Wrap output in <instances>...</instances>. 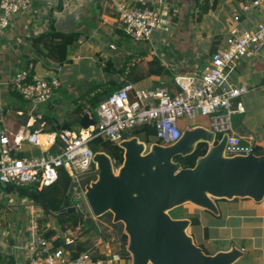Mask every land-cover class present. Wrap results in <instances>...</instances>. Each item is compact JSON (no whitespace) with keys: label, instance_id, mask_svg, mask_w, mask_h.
Listing matches in <instances>:
<instances>
[{"label":"built area","instance_id":"built-area-1","mask_svg":"<svg viewBox=\"0 0 264 264\" xmlns=\"http://www.w3.org/2000/svg\"><path fill=\"white\" fill-rule=\"evenodd\" d=\"M200 2L202 0H199ZM32 0H0V36L8 27L11 15L25 12ZM260 8L264 12V0H254L240 6L231 13V20L226 24L229 36L224 44L210 55L201 72L176 75L173 86L161 84L153 89L136 88L132 83L114 91L102 100L94 109L86 113L95 123L88 129H65L49 134L46 140L41 139L39 131L22 130L12 135L0 117V188L12 187L16 192L8 195L22 194L21 188L37 185L38 189L56 181L59 170L67 173L70 183L67 197L70 203L65 209H74L83 218L92 215L86 199L88 182L80 177L95 170L94 152L89 142L94 137L119 144L125 139L124 133L133 127L153 123L156 128V139L164 146L177 142L182 134L178 120L183 117L194 120L197 115L208 120L206 127L216 134V143L227 135L225 153L228 156L256 154L260 147L254 133L238 134L233 127L232 118L243 112V105L237 101L248 92L246 85H229L228 75L240 61L264 51V18L255 28L238 33L236 23L242 14ZM122 29L127 37L136 42H150L156 33H169L173 20L180 9L168 0H137L133 5L124 1L116 3ZM0 40V48H1ZM137 59L131 62L133 67ZM130 67V68H131ZM33 67L20 71L10 83L12 91L17 92L34 110L39 105L52 99L60 83L50 74L35 76ZM38 120L41 116L38 115ZM60 145L55 152L50 147L56 139ZM38 147L41 153L37 156L14 157L22 151L23 144ZM45 148V149H44ZM115 170V166L113 160ZM5 192V191H4ZM21 206L28 210V235L18 230L11 245L13 253L21 252L25 264H117L119 253H108L105 259H95L85 252L76 258L70 257L67 246L72 244L77 232L70 237H62L66 248L55 247L54 239L44 237L38 224L40 210L33 199L25 196ZM15 205V200H9ZM47 227L52 228L51 224ZM9 233H13L9 231ZM7 237V236H6ZM21 237L22 242L18 241ZM20 242V243H19Z\"/></svg>","mask_w":264,"mask_h":264},{"label":"crops","instance_id":"crops-1","mask_svg":"<svg viewBox=\"0 0 264 264\" xmlns=\"http://www.w3.org/2000/svg\"><path fill=\"white\" fill-rule=\"evenodd\" d=\"M119 1L133 5L137 0H32L27 11L10 16L8 27L0 36L2 43L0 48V117H3L5 126L12 135H17L24 129L29 132H40L44 128H49L50 126L40 122L42 119L38 120V115L41 118L49 117L55 130L50 133L40 132L42 140H46L49 134L58 133L60 130L56 129L57 125L65 126L66 111L74 108L72 101L80 99L95 85L117 80L132 83L136 88L143 89H153L161 84L172 87L176 75L201 72L211 55L213 40L217 35H222L223 41L218 48L224 44L229 36L226 24L228 20H231V13L240 8V4L235 0H220L215 9L210 8L207 14L197 20L196 25L200 26L201 31L199 29L194 33L191 31L189 35L190 42L197 51L195 55H199V63L197 65L190 61L189 64L193 67L189 69V67H178V61L167 59L168 51L164 50L169 41L163 35L170 34L171 36L173 28L180 23V16L186 6L181 4L184 0H168L178 6L179 15L174 18L169 33L163 35L156 33L150 42H136L125 35L116 9V3ZM263 18L264 12L260 8L242 14L240 21L236 23L237 32L242 33L255 28ZM51 22H54L57 31L78 34V40L69 56L70 62L63 66L48 61L41 55L39 49L34 48L32 43V38L45 33ZM179 31L184 35L180 26ZM192 33L194 38L191 37ZM153 57L160 59L168 73L143 77L146 62ZM135 59L137 61L132 68L130 64ZM74 61L79 63L75 64ZM89 61L95 64L100 71L96 74L92 73L90 77L92 84L89 87L74 89V76H72L74 66ZM30 65L33 67V75L43 76L51 73L60 83L52 99L34 110L30 103L22 97L14 96L15 91H12L10 87L13 77ZM227 82L232 86L246 85L249 89L237 100L244 108L243 112L236 114L243 127L239 130L234 128V130L240 135L254 133L260 147L264 148L263 112L255 106V101L257 103V99L264 95V51L240 61L229 72ZM196 126L206 127L204 124ZM21 152L37 156L41 150L24 143ZM0 190L4 192V189L0 188ZM1 199L3 200L2 197ZM215 203L217 207L219 206V214L214 215L216 219L213 228L214 237L210 236V224H208L211 219L210 215L213 214L198 208L203 212L202 216H199L202 223L199 243L204 245L210 254L227 251L234 244L246 254H251L248 264H264V199L259 203L251 199L216 200ZM210 241L221 242V247L211 251L207 246ZM100 244L99 249L104 252L105 256L108 253H117L108 244L98 240L97 245ZM4 249L7 248L4 246ZM12 256L16 264H25L21 252H16L15 255L13 253ZM120 257L121 260L117 264L130 260V257H124L121 254Z\"/></svg>","mask_w":264,"mask_h":264},{"label":"water","instance_id":"water-1","mask_svg":"<svg viewBox=\"0 0 264 264\" xmlns=\"http://www.w3.org/2000/svg\"><path fill=\"white\" fill-rule=\"evenodd\" d=\"M94 123L85 113L80 127ZM226 140L223 135L216 143V134L202 126L185 129L168 146L125 138L118 144L123 162L116 170L108 154L95 153V170L80 177L93 178L86 185V199L95 218L111 213L112 222L123 225L130 264H236L246 255L234 244L227 251L206 254L188 233L191 220L170 215L187 204L218 215L216 200L264 199V154L228 156ZM199 143L207 144V151L192 168L174 160L192 154ZM4 191L16 192L12 187ZM22 194L32 198L29 192ZM61 246L66 248L64 241Z\"/></svg>","mask_w":264,"mask_h":264},{"label":"trees","instance_id":"trees-1","mask_svg":"<svg viewBox=\"0 0 264 264\" xmlns=\"http://www.w3.org/2000/svg\"><path fill=\"white\" fill-rule=\"evenodd\" d=\"M235 1L242 6L251 3L254 0ZM219 2L220 0H202L201 2L199 0H192L193 11H198L200 13L199 19H201L203 15L208 13L210 8L215 9ZM77 40V33L57 31L54 26V22H51L45 33L32 38V43L34 48L37 50L39 49L41 55H43L48 61L53 62L58 66H63L70 62L69 56L75 47ZM222 41V35H217L215 37L211 44V54L218 49V46L222 43ZM167 73L168 70L164 67V65H162L160 59L153 57L149 62H146V69L143 77L163 75ZM124 84L125 82L110 80L105 84L95 85L90 89V92L85 93L80 99H74V108L65 115L64 125L70 129H72L73 126L75 127L80 125V120L87 111L92 113L102 100L107 98L114 91L123 87ZM13 95L21 97L17 92H14ZM40 122H44L50 126L49 128L42 129V131H40L41 133H50L55 131L49 117L44 116ZM232 123L235 129L239 130L243 127V125H241L242 123L240 122V118L237 117V115L233 116ZM124 137H136L148 145L155 142L158 143V140L156 139V128L153 123H146L128 129L124 133ZM60 144V140L57 138L55 143L50 147V151L55 152ZM89 146L94 152H105L108 154L112 160H114L116 167L122 164L123 150L117 144L98 136L94 137L89 142ZM206 151L207 144L199 143L192 154L185 157L176 156L174 160L179 162L183 168H192L195 165L197 158L203 156ZM256 154H264V148L258 147L256 149ZM25 156L28 157L31 155L26 152L14 154V157L16 158H22ZM88 181L89 179L84 180V182ZM69 183L70 179L67 173L63 170H59L56 181L46 187L38 189V186L35 184L24 187V191H21L20 189L21 192H29L32 194L34 203L42 212V216H39L38 218V224L41 227L40 233L47 239L59 235V238L57 237L54 239V246L61 247L62 237H70L72 233L77 232V236L74 238L73 243L67 246V249L70 251L71 258H76L80 254L88 252L91 253L95 259H105L106 256L104 252H102L99 249V246L95 243L98 239L103 243L108 244L115 252L120 253L124 257H129V253L126 251L128 238L123 231V225L121 223H113L111 213H106L95 220L90 216L83 218L78 213L69 212L67 211L68 209H65L70 203L69 198L66 196ZM63 209L66 211H62ZM1 214L2 212L0 211V215ZM210 216L211 219L208 222V224H210V236L214 237L215 232L213 228L216 224V219L214 215ZM183 218L191 220L188 233L193 237L196 245L200 246L206 254H210L204 245L199 243V232L202 226L199 216L189 215L188 217ZM103 223L108 226L107 228L110 227L111 231L106 232V227L102 229L100 224ZM48 224H51L52 228L47 227ZM4 225L5 224L0 222V227H3ZM7 237L9 238V236ZM18 241L22 242L21 237H19ZM0 264H16L10 254L4 252L3 248H0Z\"/></svg>","mask_w":264,"mask_h":264},{"label":"rangeland","instance_id":"rangeland-1","mask_svg":"<svg viewBox=\"0 0 264 264\" xmlns=\"http://www.w3.org/2000/svg\"><path fill=\"white\" fill-rule=\"evenodd\" d=\"M189 3H191V5H189ZM181 4L186 5L184 8L185 11L180 16V19H179L180 23L178 22L179 23L178 26L177 27L175 26L176 28L175 27L173 28L171 32V36H169L170 34L169 35L164 34L163 32H160V33L158 32L157 34H160V35L164 34L163 36H165V38H168V41H169L167 42L168 45L164 48V50L167 49L168 51L166 58L172 59L173 61L174 60L178 61L179 62L178 67L183 66V67H189L190 69L193 67L191 64H189L190 61L192 63H196L197 65L199 63L198 62L199 55H195L197 51H195L194 45L191 44L190 42L189 33L191 31H193L194 33V31L198 29L201 31L200 26L196 25L198 23L197 20L199 19L200 13L198 11L197 12L193 11L192 0L181 1ZM179 26L182 27L184 31V35L180 33ZM193 33L191 37L194 38ZM161 55L163 56V54ZM74 63L76 64L79 62L74 61ZM99 71L100 69L95 64H91V61H89L88 63H83L78 66H74V72L72 73V76H74V89H78V87L80 88L89 87L92 84L90 83V81L92 80L90 78L92 73L94 72L96 74ZM257 100H258L257 103L255 101V106H258V109L261 112H263V120H264V95L263 97H259V99ZM73 101L72 103H74ZM69 112L70 110L66 111V114ZM92 114L95 115V112L93 111ZM178 124H179L180 130L184 131L185 129L196 126L197 124H204L207 127L208 120L205 117H201L200 115H197L194 120L189 119L187 117L180 118L178 120ZM77 129L78 130L81 129L80 125L72 127V130H77ZM256 131H258V129H256ZM21 191H24V189L21 188ZM1 197L3 198V200L1 199ZM10 199L15 200L14 206L10 205V202H9ZM24 199L25 197L23 196V194L8 195L2 192V190H0V209H1L0 211L2 212V214L0 215V222L5 224L3 227H0V248L4 249V246H5V248L7 249H4V252H6L7 254H11V257H13L12 256L13 246L11 245V243H12L13 238H15L16 232L19 229L20 230L22 229V232L25 231V235L29 234V231L27 230V227H26L27 220L29 219V215H28L29 211L26 210L25 206H21V200L23 201ZM77 213L80 215L78 211ZM202 214H203L202 210H198L197 207H194L189 204L175 208L174 210L170 211V215L176 219L188 217L189 215L202 216ZM36 216H42V212L39 211V213H37ZM100 227L103 229L105 227L107 228L108 226L103 223V224H100ZM9 231L10 232L13 231V233L11 234L9 233ZM109 231H111L110 227L106 229V232H109ZM6 236H9V238ZM98 240L95 241V243L98 244ZM221 244L222 243L219 241L215 243L210 241L209 245L207 246H209V249L211 251H214L215 248L221 247L220 246ZM98 246H101V244ZM250 259H251V254H246L244 257L239 259L236 262V264H248ZM129 263H130V260L123 261V264H129Z\"/></svg>","mask_w":264,"mask_h":264}]
</instances>
